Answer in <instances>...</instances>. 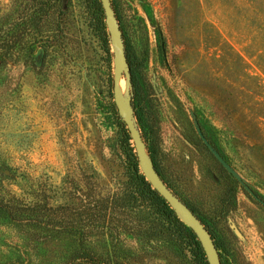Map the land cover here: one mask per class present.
Returning a JSON list of instances; mask_svg holds the SVG:
<instances>
[{"label":"rangeland","instance_id":"rangeland-1","mask_svg":"<svg viewBox=\"0 0 264 264\" xmlns=\"http://www.w3.org/2000/svg\"><path fill=\"white\" fill-rule=\"evenodd\" d=\"M10 3L0 0V9ZM115 4L144 64L161 163L202 214L224 207L217 232L229 264H264V0ZM108 31L110 67L96 40L78 25L71 60L59 58L38 71V51L37 69L21 57L0 72L1 196L55 205L77 195L80 186L113 192L125 179L112 88L115 73L118 86L126 82V69L116 66L110 21ZM116 99L122 109L118 94ZM196 124L239 181L225 169L234 180L222 177L213 160L189 143L199 138ZM43 236L0 220V264H59L63 242ZM122 245L140 247L123 235Z\"/></svg>","mask_w":264,"mask_h":264},{"label":"trees","instance_id":"trees-1","mask_svg":"<svg viewBox=\"0 0 264 264\" xmlns=\"http://www.w3.org/2000/svg\"><path fill=\"white\" fill-rule=\"evenodd\" d=\"M109 1L124 44L131 85L130 106L152 168L208 232L219 264H229V252L217 232L218 219L224 217V207L220 211L217 209L212 216L202 214L197 206L185 200L178 186L174 185L173 176L161 163L149 87L143 79L144 64L122 27L115 0ZM78 25L85 26L87 33L96 40L104 54V62L110 67L113 52L101 0H11L9 6L0 9V72L21 57L31 68L37 69L33 56L38 51H41L38 71L50 68L59 58L71 60L77 53L72 43ZM112 107L121 131V147L127 164L126 176L120 186L113 192L88 186L84 192L81 189L84 186H80L77 195H67L63 202L55 205L41 200L24 203L0 195V220L42 232L44 240L62 241L59 264H150V261L210 264L196 231L144 178L115 102ZM189 143L213 160V167L221 171L222 177L226 175L233 179L199 138L195 142L189 140ZM212 176L217 181L221 179L215 172ZM228 194L226 198H229ZM121 235L138 242L140 247H119ZM153 248L157 249V254L151 250Z\"/></svg>","mask_w":264,"mask_h":264},{"label":"water","instance_id":"water-1","mask_svg":"<svg viewBox=\"0 0 264 264\" xmlns=\"http://www.w3.org/2000/svg\"><path fill=\"white\" fill-rule=\"evenodd\" d=\"M101 2L104 8L105 16H106L107 29H108V21L111 22V25L114 29V37H115V42H116L115 46H116V53H117L115 57L116 66H118L119 64H122L125 66L126 83L130 89L131 85H130V80H129L128 67L125 61L124 44L122 41L119 24L111 8L110 1L101 0ZM109 36H110V33H109ZM113 61H114V53H113ZM117 90H118V77L116 76V73H115L113 76L114 101L118 109V112L120 114V117L123 123L125 124L126 129L129 133L131 141L133 142L135 156L137 158L138 166H139V169L141 170V173L143 174L144 178L150 183L152 188L155 189L159 194H161L173 206V208L176 210L179 216L196 231L202 243L204 241L207 244V248L205 247L204 243H203V246L207 253L209 263L219 264L218 255L216 253L212 240L208 232L204 229L201 222L196 218L193 212L173 192L168 190V188L163 183V181L160 180L157 174L154 172L151 162L149 160L148 154L146 152L142 137L140 135L139 129L133 117L132 108L130 106V97L128 101L130 113H128L125 110H122L117 103V99H116ZM196 132H197L199 139L208 148V150L213 155V157L217 160V162L229 174H231L237 181H239L240 179L237 176V174L232 170V168H230V166L226 163V161L222 158V156L209 144V142L207 141V139L205 138V136L203 135L202 131L197 126V124H196ZM144 153L146 154L148 158L150 168L147 167ZM180 213H182L184 218L180 215Z\"/></svg>","mask_w":264,"mask_h":264},{"label":"bare ground","instance_id":"bare-ground-1","mask_svg":"<svg viewBox=\"0 0 264 264\" xmlns=\"http://www.w3.org/2000/svg\"><path fill=\"white\" fill-rule=\"evenodd\" d=\"M119 85L120 86H118V90H117L119 104L122 106V109H124L126 112L130 113V111H128V85L125 81H122ZM146 157L147 156H145L147 167L150 168L148 158H146ZM180 214H182V213H180Z\"/></svg>","mask_w":264,"mask_h":264}]
</instances>
